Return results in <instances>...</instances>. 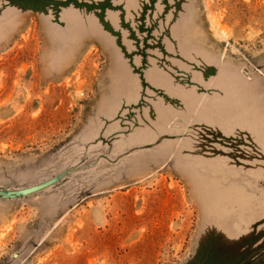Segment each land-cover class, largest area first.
<instances>
[{
	"label": "rangeland",
	"instance_id": "rangeland-1",
	"mask_svg": "<svg viewBox=\"0 0 264 264\" xmlns=\"http://www.w3.org/2000/svg\"><path fill=\"white\" fill-rule=\"evenodd\" d=\"M0 264H264V0H0Z\"/></svg>",
	"mask_w": 264,
	"mask_h": 264
}]
</instances>
